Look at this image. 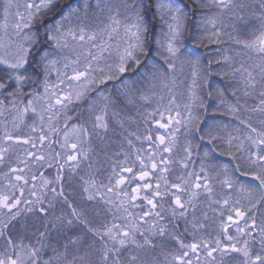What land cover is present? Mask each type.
Masks as SVG:
<instances>
[{
	"label": "snow or ice",
	"instance_id": "snow-or-ice-1",
	"mask_svg": "<svg viewBox=\"0 0 264 264\" xmlns=\"http://www.w3.org/2000/svg\"><path fill=\"white\" fill-rule=\"evenodd\" d=\"M246 10L258 34L225 33ZM2 20L0 264H264V0H3ZM225 34L243 53L208 51ZM137 100L156 105L143 131L124 111ZM117 136L129 150L97 181Z\"/></svg>",
	"mask_w": 264,
	"mask_h": 264
},
{
	"label": "trees",
	"instance_id": "trees-1",
	"mask_svg": "<svg viewBox=\"0 0 264 264\" xmlns=\"http://www.w3.org/2000/svg\"><path fill=\"white\" fill-rule=\"evenodd\" d=\"M246 3H253V0H245ZM245 20L247 21L246 24L242 22H237V21H232L233 23L236 24V28L240 29V31L234 30L232 27L229 26L228 21H225V27H224V32L225 33H231L233 37H239L241 39H249L251 37L252 32H257L258 34V29L260 26V21L256 17H252L248 14V11L246 10L245 12ZM223 43L221 44H216V45H211L208 49V51L212 52L213 56L216 55H230V56H236L237 53H243L244 49L241 45H236L232 42V40L229 39L228 35L225 34L223 37ZM214 49L218 51H213ZM201 52L205 51L203 49L200 50ZM182 75L178 79H182ZM177 79V80H178ZM185 82L187 81L184 79ZM213 80L216 83H219L223 86L224 81H222L219 77H214ZM177 85V81H176ZM176 87V86H175ZM185 88V87H184ZM175 91H178L177 88H175ZM243 103V100L241 101ZM248 103L251 104L253 101L251 99L248 100ZM151 104L150 102L146 101H139L137 100L136 105H127L124 108L125 114L127 116H131L133 118V122L129 125L130 130H136L137 126H139V129L143 131L145 125L143 123V118L140 116L139 113H147L149 110L148 106ZM123 107V106H122ZM220 120H223L224 122H231V123H236L235 121L232 120L231 117H222L218 116L217 117ZM152 128H154L151 125ZM184 137L182 136L180 138L179 143H183ZM121 143H123V138L117 136L114 141L110 144L109 148L104 150V151H99V154L96 157H93L92 163H93V169L94 170H89L92 171V174L96 177L97 181H103L108 176L109 170L112 166H114V161L120 160V158H123L122 155H115L114 153H121V151H128V145L126 143H123V149H121ZM139 147V143L136 145ZM217 157H220L219 154H217ZM194 158V159H193ZM193 161L195 163H200V158L197 156H193ZM221 158H226L230 159L229 157H221ZM197 159V160H196ZM219 162L218 160L215 161H206V163H216ZM82 167H84L82 165ZM83 174V173H82ZM56 175V169H53V178ZM65 194L68 195L69 200H71L74 204L78 203V193H79V187L78 183H72V182H66L65 183ZM57 214L61 211V205L57 204ZM207 211V210H206ZM103 212V211H102ZM103 213H101L102 215ZM181 228L179 229L180 232L183 231V221H179ZM209 225V229H216V226H213V220H208L207 221ZM211 229V231H212ZM183 239H185V242H191V237L190 236H182ZM175 247V242L174 241H169L166 245L167 250H172ZM159 259L163 261L164 257L163 255H159Z\"/></svg>",
	"mask_w": 264,
	"mask_h": 264
},
{
	"label": "rangeland",
	"instance_id": "rangeland-1",
	"mask_svg": "<svg viewBox=\"0 0 264 264\" xmlns=\"http://www.w3.org/2000/svg\"><path fill=\"white\" fill-rule=\"evenodd\" d=\"M19 2L22 4V3H23V0H19ZM2 4H3V0H0V23H3V20H2ZM186 74H187V73H185V74H178L177 79L180 77V75H182V77H183L182 79H184V76H186ZM54 78H55V73H53V75H52V79H54ZM182 79H178V80H177V85H176L175 88H177L178 91H175V88L172 89V90L177 94V100H178V102H183L181 94L186 93V84H187L188 82H190L189 80H187V81L185 82V80H182ZM184 87H185V88H184ZM41 91H42V89H41ZM30 98H31L30 96H26V97L24 98L25 103H26L27 100L30 99ZM8 103H9V102L6 100V101H5V104H8ZM150 103H151V104H149V106H148L149 110H148L147 112H151V111H153V109L156 107V105H155L154 102H150ZM69 108H70V110H69V112H68V115H69L70 117H72V119L68 121V124H69V126H71V124L73 123V121H76V122H79V121H77V119H76V111H77V109L75 108V106H69ZM34 121H36V122L38 123V120H37L35 114H33L31 111H29L27 114H25V115L23 116V124H21V128H20V130H21L22 132H24V133H27V132H28V128H27L26 126H27V125H31ZM152 126H153L154 128H156V125H152ZM159 131H160L161 133H164L165 131H169V130L160 129ZM182 133H183V128H181V129L176 133V135H177V139H178V142L180 141V138L183 136ZM183 137H184V136H183ZM53 148H57V150H58V146H57V145H53ZM122 159H123V158H120V160H122ZM193 159H194V158H193ZM196 160H197V159H196ZM216 160H218L219 162H224V163H228V162H229V159L221 158V157H217ZM199 164H200V163H198V164L195 163V167L197 168V170L199 169ZM114 166H115V165H114ZM114 166H112V167H114ZM36 167L38 168L39 165H36ZM112 167H111L110 170H109L108 176L111 174V169H112ZM53 169H55V166L52 167V168H48L47 166H45L44 168L40 169V171H43V173H44L45 176H47L48 178L52 179V178H53ZM175 171H176V174H179V167H178V166L176 167V170H175ZM108 176H107L105 179H103V182L107 183V178H108ZM152 179H154V177H153ZM169 179H170V180H171V179H174V176H169ZM205 210L208 211L209 219H210V220H213V219H212V213H211V211L208 210V209H205ZM101 213H103V212L101 211ZM102 215H103V214H102ZM213 226H216V224H215L214 221H213ZM216 227H217V226H216ZM211 229H212V228H211ZM229 231H231V229H230ZM212 232H213V229H212ZM212 232H211V233H212Z\"/></svg>",
	"mask_w": 264,
	"mask_h": 264
},
{
	"label": "flooded vegetation",
	"instance_id": "flooded-vegetation-1",
	"mask_svg": "<svg viewBox=\"0 0 264 264\" xmlns=\"http://www.w3.org/2000/svg\"><path fill=\"white\" fill-rule=\"evenodd\" d=\"M208 233H211V229L208 230Z\"/></svg>",
	"mask_w": 264,
	"mask_h": 264
}]
</instances>
